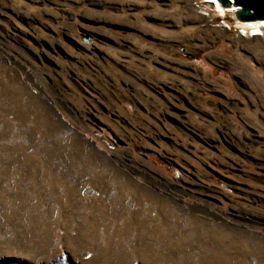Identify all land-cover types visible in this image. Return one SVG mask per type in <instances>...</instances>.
<instances>
[{"label":"rangeland","instance_id":"obj_1","mask_svg":"<svg viewBox=\"0 0 264 264\" xmlns=\"http://www.w3.org/2000/svg\"><path fill=\"white\" fill-rule=\"evenodd\" d=\"M241 24L0 0V264H264V34Z\"/></svg>","mask_w":264,"mask_h":264},{"label":"water","instance_id":"obj_2","mask_svg":"<svg viewBox=\"0 0 264 264\" xmlns=\"http://www.w3.org/2000/svg\"><path fill=\"white\" fill-rule=\"evenodd\" d=\"M232 11V16L242 22H264V0H217Z\"/></svg>","mask_w":264,"mask_h":264},{"label":"bare ground","instance_id":"obj_3","mask_svg":"<svg viewBox=\"0 0 264 264\" xmlns=\"http://www.w3.org/2000/svg\"><path fill=\"white\" fill-rule=\"evenodd\" d=\"M213 7L216 9L222 8L226 12L232 14V11L230 9H226L222 7L217 0H207ZM241 22V26L245 32H248L249 36H263L264 34V22L262 21H255V22ZM119 183V182H118ZM155 202V201H154ZM163 224L157 225L156 229H159L160 227H163Z\"/></svg>","mask_w":264,"mask_h":264}]
</instances>
